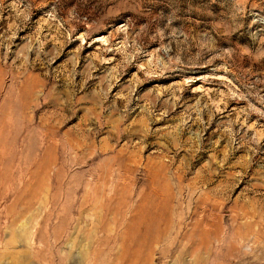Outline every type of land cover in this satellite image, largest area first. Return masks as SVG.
<instances>
[{
	"label": "rangeland",
	"instance_id": "obj_1",
	"mask_svg": "<svg viewBox=\"0 0 264 264\" xmlns=\"http://www.w3.org/2000/svg\"><path fill=\"white\" fill-rule=\"evenodd\" d=\"M0 264H264V0H0Z\"/></svg>",
	"mask_w": 264,
	"mask_h": 264
}]
</instances>
